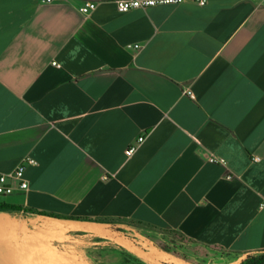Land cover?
I'll return each mask as SVG.
<instances>
[{
    "label": "crops",
    "instance_id": "crops-1",
    "mask_svg": "<svg viewBox=\"0 0 264 264\" xmlns=\"http://www.w3.org/2000/svg\"><path fill=\"white\" fill-rule=\"evenodd\" d=\"M26 156L28 188L0 196L24 207L0 210L4 235L36 220L263 252L264 6L0 0V171Z\"/></svg>",
    "mask_w": 264,
    "mask_h": 264
},
{
    "label": "rangeland",
    "instance_id": "rangeland-1",
    "mask_svg": "<svg viewBox=\"0 0 264 264\" xmlns=\"http://www.w3.org/2000/svg\"><path fill=\"white\" fill-rule=\"evenodd\" d=\"M42 226L33 220L24 228L23 237L18 235L19 229L7 235L0 233V249L10 257V262L4 264H140L131 258V253L148 264H242L246 257L220 247L200 245L169 229L145 233L114 227L110 238H104L68 236L63 227L47 233L38 230ZM96 232L107 233L104 228ZM159 250L170 253L172 258L162 259Z\"/></svg>",
    "mask_w": 264,
    "mask_h": 264
},
{
    "label": "built area",
    "instance_id": "built-area-1",
    "mask_svg": "<svg viewBox=\"0 0 264 264\" xmlns=\"http://www.w3.org/2000/svg\"><path fill=\"white\" fill-rule=\"evenodd\" d=\"M52 1V0H48ZM183 0H114L117 9L120 12H125L133 8H142L145 9L147 7H151L157 4H169V3H179ZM199 4H205L208 0H196ZM256 3L258 6H264V0H250ZM96 7V2L94 1H86L83 3L79 10L88 15L94 8ZM128 46L140 47L141 44H128ZM55 65H59L57 61L52 62ZM188 93L194 97V93L192 91H188ZM145 139L144 135L138 137V144L131 145L125 150V153L128 156H131ZM261 157H254L255 161L260 160ZM212 162H220L225 164V160L223 158L212 155L209 159ZM37 164V160L32 156L24 157L21 162L11 171H0V196L8 195L12 193L17 187L21 189H26L29 186L28 180L25 176V171L28 165Z\"/></svg>",
    "mask_w": 264,
    "mask_h": 264
},
{
    "label": "trees",
    "instance_id": "trees-1",
    "mask_svg": "<svg viewBox=\"0 0 264 264\" xmlns=\"http://www.w3.org/2000/svg\"><path fill=\"white\" fill-rule=\"evenodd\" d=\"M24 207L18 204L0 201V210H23ZM41 213V212H40ZM56 216V215H55ZM74 218V217H73ZM131 258L139 262L140 264H148L134 254H130ZM242 264H264V251L259 253L248 254L241 262Z\"/></svg>",
    "mask_w": 264,
    "mask_h": 264
},
{
    "label": "bare ground",
    "instance_id": "bare-ground-1",
    "mask_svg": "<svg viewBox=\"0 0 264 264\" xmlns=\"http://www.w3.org/2000/svg\"><path fill=\"white\" fill-rule=\"evenodd\" d=\"M57 230V229H56ZM125 245V244H124ZM133 247V246H132ZM132 247H130V248H132ZM137 252V251H136ZM153 253V252H152ZM155 257V256H154ZM153 257V258H154ZM159 259V258H158ZM10 262V257L6 254V253H4L1 249H0V264H4V263H6V262ZM158 261V260H157Z\"/></svg>",
    "mask_w": 264,
    "mask_h": 264
}]
</instances>
